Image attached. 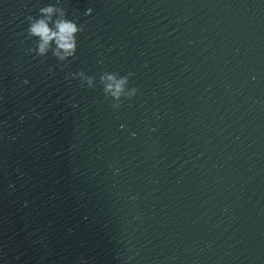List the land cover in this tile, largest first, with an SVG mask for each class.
<instances>
[{
	"label": "water",
	"instance_id": "water-1",
	"mask_svg": "<svg viewBox=\"0 0 264 264\" xmlns=\"http://www.w3.org/2000/svg\"><path fill=\"white\" fill-rule=\"evenodd\" d=\"M0 264H264V0H0Z\"/></svg>",
	"mask_w": 264,
	"mask_h": 264
},
{
	"label": "clouds",
	"instance_id": "clouds-1",
	"mask_svg": "<svg viewBox=\"0 0 264 264\" xmlns=\"http://www.w3.org/2000/svg\"><path fill=\"white\" fill-rule=\"evenodd\" d=\"M42 12L46 14H50L54 11L53 7L49 6L47 8H44L41 10ZM50 19V17H49ZM78 31V28L76 24L72 21L68 20H57L56 21V28L55 30L50 29L48 26V22L45 19H40L33 23L31 26V32L35 35H39L42 39V42L40 44V52L43 53L49 42L55 39L57 45L59 48L64 49L66 52H70L74 50L75 48V38L74 33ZM59 54V52L57 53ZM110 79H113L110 77ZM124 81H118L114 85L109 84L108 87L116 88V93L119 94V91L122 88Z\"/></svg>",
	"mask_w": 264,
	"mask_h": 264
}]
</instances>
